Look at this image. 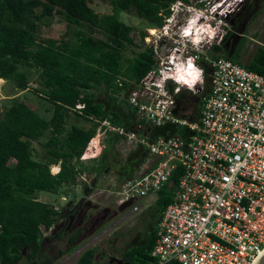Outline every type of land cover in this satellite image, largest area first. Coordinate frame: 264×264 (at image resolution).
<instances>
[{
    "label": "built area",
    "instance_id": "built-area-1",
    "mask_svg": "<svg viewBox=\"0 0 264 264\" xmlns=\"http://www.w3.org/2000/svg\"><path fill=\"white\" fill-rule=\"evenodd\" d=\"M244 1H172L147 43L154 63L131 81L127 97L141 132L104 119L78 159L89 168L87 161L101 156L105 130L144 146L135 175L115 189V204L126 216L153 207L178 173L157 223L154 264H252L264 248V75L213 51L229 31L226 17ZM185 92L201 96L195 116L179 110ZM83 107L77 103L74 110ZM167 124L185 133L144 131ZM78 177L87 181L88 174Z\"/></svg>",
    "mask_w": 264,
    "mask_h": 264
},
{
    "label": "trees",
    "instance_id": "trees-1",
    "mask_svg": "<svg viewBox=\"0 0 264 264\" xmlns=\"http://www.w3.org/2000/svg\"><path fill=\"white\" fill-rule=\"evenodd\" d=\"M108 1L114 8L111 14H98L88 0H0V80H12L17 89L25 90L29 83L27 70L35 69L39 72L36 92L52 104L49 118L40 116L25 101L10 104L0 116V264H17L25 251L30 261L24 264H34L31 259L36 261L34 257L42 248L41 228L49 230L61 217V211H66L74 201L71 199V203L68 201L60 210L39 200L36 196L39 191L59 193L63 186L76 183L82 172L95 177L109 166L118 171L119 180L131 178L146 157L144 146L138 145L140 154L118 161L115 146L123 137L105 130L101 136L104 144L101 156L88 160L89 168L78 161L104 119L113 126L141 132L135 129V110L128 104L127 97L131 81L151 69L153 51L148 45L137 50L133 57H125L124 50L136 43L131 35L133 27L121 21L118 12L133 9L148 23L160 26L174 0ZM55 14L65 20V34L71 36L59 41L40 39L38 26ZM96 30L104 37L96 36ZM146 35V31H139L140 44ZM213 51L218 56H226L221 45L214 46ZM229 58L237 61L232 56ZM244 66L264 75V38L263 45L257 47L251 61ZM99 85L107 92L109 103H116L118 108L109 109L96 98L94 90ZM77 103L84 107L74 110ZM196 104L198 111L201 99ZM71 112L91 120L93 125L82 127L74 120L76 118L70 119ZM69 119L72 123L67 126ZM176 127L180 128L178 133H185L183 126ZM47 131L49 137L42 145L43 158L36 159L32 155V142ZM172 133L173 130L169 135ZM155 136L160 135H152ZM50 165H59V170L51 173ZM177 174H172L171 186L160 191L155 207L151 208H154L155 222L148 239L124 252L123 260L131 264H154L150 252L157 223L172 199ZM79 231L70 235L68 241L74 242ZM94 256L95 248H86L76 264H101ZM106 264L115 263L106 261Z\"/></svg>",
    "mask_w": 264,
    "mask_h": 264
},
{
    "label": "rangeland",
    "instance_id": "rangeland-1",
    "mask_svg": "<svg viewBox=\"0 0 264 264\" xmlns=\"http://www.w3.org/2000/svg\"><path fill=\"white\" fill-rule=\"evenodd\" d=\"M88 1L98 14H111L114 12L113 5L108 0ZM118 17L121 21L133 27L131 35L136 45H128V48L124 50L125 57L131 58L137 50L147 46L149 39H152V33H157L159 29L158 26L152 25L146 19L137 16L133 9L130 11H119ZM226 21L229 31L221 45L224 55L232 56L244 65L251 61L257 47L263 45L264 0H245L240 8L235 10V13L226 17ZM72 29H74V26H72ZM84 29L87 30L85 27ZM140 30H144L148 34L141 44L139 41ZM65 32L66 22L58 14L46 17L43 23L38 26V37L40 39L52 38L58 41L68 39L71 35H66ZM94 34L98 37H104V34L97 30ZM214 53L217 54L216 52ZM27 71L29 83L28 88L25 90L17 89L12 80L2 79L0 81L1 117L6 107L17 101H25L36 113L44 118H49L51 115L52 104L36 92L39 87V72L35 69H28ZM207 82L208 80L206 79V88L208 87ZM94 92L96 98L105 102L109 109L118 108L116 103H109L108 94L102 85L97 86ZM200 98V95L185 92L179 100V110L181 111L183 108V113L187 112L195 116L197 112L196 103ZM73 118H76L74 120H78L77 124L84 128L93 125L91 120H84L71 112L70 119ZM70 119L67 126L72 123ZM146 129L150 135L160 136H168L171 130L174 133H178L180 130L179 127H171L168 124L161 127H147ZM48 137L49 132L47 131L39 140L32 142V155L34 158H43L44 148L42 145ZM115 150L118 153L117 159L120 162H123L128 155L133 156L141 152L140 146L123 138L116 144ZM73 162H75L74 159ZM58 168L59 165H50L51 173H56ZM117 175L118 171L115 167L109 166L100 171L95 177L94 174L88 175L86 182L77 178L76 183L63 186L59 193L39 191L36 195L39 200L55 205L60 210L65 203L71 199L74 200L66 211H61L60 218L62 221L59 218L55 222V226L53 225L48 231L42 227V248L55 254L59 250L64 251L67 247H72V242L68 241V235L77 227L80 228L81 237L77 245L73 247L74 250L83 251L86 248H95L94 259L101 264H106V261H109L111 257L123 259L124 252L141 245L143 239L138 238V234L145 229L154 208H146L142 212L131 213V215L126 216V210L118 208L115 204V189L120 181ZM155 197L156 195H153V198ZM148 200L145 199V202ZM106 208L108 212L105 217H102ZM69 214L74 215V219L65 234L63 229L67 226ZM60 221L62 222L61 231L53 236L52 233L59 226L58 223ZM27 253L28 251L24 252L23 257L17 264H24L30 261L26 257ZM31 261L37 264L36 261L32 259ZM69 264H74V262L71 260Z\"/></svg>",
    "mask_w": 264,
    "mask_h": 264
},
{
    "label": "crops",
    "instance_id": "crops-1",
    "mask_svg": "<svg viewBox=\"0 0 264 264\" xmlns=\"http://www.w3.org/2000/svg\"><path fill=\"white\" fill-rule=\"evenodd\" d=\"M59 170V168H58ZM79 178V177H77ZM85 182V181H84ZM78 185V183H77ZM55 206V205H54ZM57 207V206H55ZM61 220V218H60ZM62 221V220H61ZM60 221L59 226L55 229V231L52 233L53 236L57 235V232L58 231H61V226H62V222ZM54 226H55V223H54ZM53 227V226H52ZM51 227V228H52ZM50 228V229H51ZM49 229V230H50ZM78 229H80L79 227H77L73 232L70 233V235H72L73 233H75ZM42 230V228H41ZM67 229H63V232L66 234V231ZM48 231V230H47ZM81 233L79 232L76 240L74 242H72V247H67L64 251H61L59 250L58 252H56L55 254H52L51 252L49 251H46L45 249L41 248L40 250V253L34 257V259L41 263V260L42 261H45L46 263L48 264H54V263H57V264H69V261H73L74 264H76L77 262V259L78 257L80 256V254L83 252V251H75L74 250V246L77 245V243L80 241V235ZM68 235V237L70 236ZM70 249V250H69ZM41 251H44V252H41Z\"/></svg>",
    "mask_w": 264,
    "mask_h": 264
},
{
    "label": "water",
    "instance_id": "water-1",
    "mask_svg": "<svg viewBox=\"0 0 264 264\" xmlns=\"http://www.w3.org/2000/svg\"><path fill=\"white\" fill-rule=\"evenodd\" d=\"M108 209L106 208L105 211H107ZM69 221L67 223L66 229H68L70 227V224L72 223L73 219H74V215L69 214ZM110 263H115V264H131V262L123 260L121 258H117V257H111L109 260ZM252 264H264V248L262 250V252L260 253L259 257L252 263Z\"/></svg>",
    "mask_w": 264,
    "mask_h": 264
},
{
    "label": "flooded vegetation",
    "instance_id": "flooded-vegetation-1",
    "mask_svg": "<svg viewBox=\"0 0 264 264\" xmlns=\"http://www.w3.org/2000/svg\"><path fill=\"white\" fill-rule=\"evenodd\" d=\"M107 212L108 211H104V214L102 215V217H105ZM154 216H155V213H152V215L149 218V222L147 223L145 229L138 234V238H142L143 239L142 244L146 241V239H148L151 231L154 228V222H155V217ZM65 229H66V227H65Z\"/></svg>",
    "mask_w": 264,
    "mask_h": 264
},
{
    "label": "clouds",
    "instance_id": "clouds-1",
    "mask_svg": "<svg viewBox=\"0 0 264 264\" xmlns=\"http://www.w3.org/2000/svg\"><path fill=\"white\" fill-rule=\"evenodd\" d=\"M195 79H196V76L193 74L192 80H191V81H189V83H190V84H193V83H195Z\"/></svg>",
    "mask_w": 264,
    "mask_h": 264
},
{
    "label": "bare ground",
    "instance_id": "bare-ground-1",
    "mask_svg": "<svg viewBox=\"0 0 264 264\" xmlns=\"http://www.w3.org/2000/svg\"><path fill=\"white\" fill-rule=\"evenodd\" d=\"M1 81V80H0ZM58 167V166H57Z\"/></svg>",
    "mask_w": 264,
    "mask_h": 264
}]
</instances>
